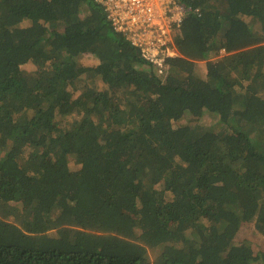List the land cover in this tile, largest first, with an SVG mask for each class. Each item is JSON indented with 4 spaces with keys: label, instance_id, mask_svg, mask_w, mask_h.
Here are the masks:
<instances>
[{
    "label": "trees",
    "instance_id": "16d2710c",
    "mask_svg": "<svg viewBox=\"0 0 264 264\" xmlns=\"http://www.w3.org/2000/svg\"><path fill=\"white\" fill-rule=\"evenodd\" d=\"M183 1L160 75L97 0H0V264H264V0Z\"/></svg>",
    "mask_w": 264,
    "mask_h": 264
},
{
    "label": "built area",
    "instance_id": "2783aa9c",
    "mask_svg": "<svg viewBox=\"0 0 264 264\" xmlns=\"http://www.w3.org/2000/svg\"><path fill=\"white\" fill-rule=\"evenodd\" d=\"M114 29L139 48L141 56L164 74L167 59L179 51L174 30L192 10L183 0H97ZM198 11V8H195Z\"/></svg>",
    "mask_w": 264,
    "mask_h": 264
},
{
    "label": "rangeland",
    "instance_id": "374dc122",
    "mask_svg": "<svg viewBox=\"0 0 264 264\" xmlns=\"http://www.w3.org/2000/svg\"><path fill=\"white\" fill-rule=\"evenodd\" d=\"M247 18H250V17H247ZM81 61L86 65H95L99 62L97 56L92 53H86L82 55ZM23 67L26 68L27 70H34L36 68V65L34 64L33 61H30L24 64ZM197 68L200 74H204L205 73L204 61H199L197 63ZM74 96L78 97L79 92L76 91ZM212 117L210 115L209 116L206 115L203 118V121L207 124H214L215 126L218 127L219 123H217L214 117L213 118ZM72 119H73V116H68L66 120L70 121ZM257 138H259V142L262 144L264 141V133L259 132L257 134ZM238 238L241 240H249L250 242H252L256 250L261 249L264 245V235H261L258 232H255L253 223H242L240 232L238 234ZM150 255L151 256L155 255V252L151 250Z\"/></svg>",
    "mask_w": 264,
    "mask_h": 264
}]
</instances>
